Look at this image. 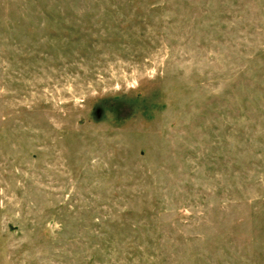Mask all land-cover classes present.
<instances>
[{
    "label": "rangeland",
    "instance_id": "obj_1",
    "mask_svg": "<svg viewBox=\"0 0 264 264\" xmlns=\"http://www.w3.org/2000/svg\"><path fill=\"white\" fill-rule=\"evenodd\" d=\"M0 264H264V0H0Z\"/></svg>",
    "mask_w": 264,
    "mask_h": 264
}]
</instances>
